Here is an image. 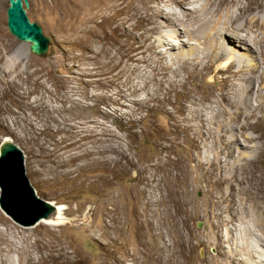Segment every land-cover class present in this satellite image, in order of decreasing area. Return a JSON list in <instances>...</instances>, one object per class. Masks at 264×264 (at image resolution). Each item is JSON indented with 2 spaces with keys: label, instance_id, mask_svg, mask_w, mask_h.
Here are the masks:
<instances>
[{
  "label": "rangeland",
  "instance_id": "374dc122",
  "mask_svg": "<svg viewBox=\"0 0 264 264\" xmlns=\"http://www.w3.org/2000/svg\"><path fill=\"white\" fill-rule=\"evenodd\" d=\"M126 1L117 0L113 7V0H28L25 7L22 0L29 20L49 37L47 51L38 55L9 31V3L0 0L1 53L19 62L13 72L15 85L6 83L0 74V144L10 137L23 153L25 174L37 194L65 207L57 224L38 221L23 226L1 208L0 214L24 230L28 239L18 233L16 242L31 244L30 251L42 257L38 264H153L155 253L177 250L184 252L175 264L224 261L223 255L218 256L219 238L214 230L220 232L227 221L225 212L217 216L224 203L216 201L228 192V180L220 183L218 178H224L215 171L216 182L211 183L206 170L193 169L192 181L184 178L181 162L191 168L190 155L209 158L212 143L194 145L193 130L183 119L187 111L178 106L183 93L179 83L172 87L165 81L162 88L156 81L148 83L146 74L153 71L143 55L132 50L129 59L124 54L129 43H138L127 32L138 34L140 30L129 19L124 22L126 32L114 33L116 22L106 17L114 14L111 19L118 21L125 14L129 17L132 4L130 14L118 10ZM3 42L10 43L12 51L6 52ZM189 48H167L153 53L151 59L157 68L169 63L174 69L172 58ZM226 75L225 68L213 66L205 79L192 78L187 84L207 91L221 86ZM166 96L171 100L162 101ZM248 131L261 136L256 149L251 144L240 148L244 145L240 139L233 156L220 157H226L228 167L236 163V177L253 174L264 186V120ZM240 149L248 156H239ZM165 154L172 159L175 178L174 191L167 189L169 212L159 222L146 221L143 213L149 210L138 191V166L160 161ZM107 156H130L135 165L121 174L104 161ZM30 163L40 171L38 176L32 175ZM233 183L235 190L244 185L237 180ZM197 221L202 225L197 226ZM226 244L222 249L228 253Z\"/></svg>",
  "mask_w": 264,
  "mask_h": 264
},
{
  "label": "bare ground",
  "instance_id": "6f19581e",
  "mask_svg": "<svg viewBox=\"0 0 264 264\" xmlns=\"http://www.w3.org/2000/svg\"><path fill=\"white\" fill-rule=\"evenodd\" d=\"M131 4L133 12L130 14ZM117 5V0H113L112 6ZM118 10L129 11L130 16L125 17V14L121 21H118L117 17L111 19L114 14L107 16L108 22H116L112 32L117 34L122 30L126 32L124 22L129 19H134L135 28L140 30L138 34L127 32L138 43H129L124 54L129 59L133 57L131 52L138 51L143 55V59L153 71V74L152 72L146 74L145 81L148 80V83L156 81L160 88L165 81L168 84L170 82L172 87H176L177 82L179 83L183 93H180L182 98L178 106L181 111H187L183 119L193 130L191 138L194 139V145L206 141L212 143L209 158L190 155V160L194 162L191 168L181 162L180 167L185 172L184 178L192 181L193 169L196 172L206 170L208 176H212L209 179L211 183L216 182L213 175L215 171L224 178L222 180L218 178L220 183L228 180L226 195H220L219 199L215 197L218 199L215 200L216 204L224 203L219 208L217 216H221L223 212L225 215L228 214L221 231L214 230L219 238L218 256L223 255L225 260L210 259L207 264H264V186L260 185L258 178L253 174L249 177H236L234 173L236 163L228 167L229 162L226 163V157H220L233 156L234 145L239 143L240 139L244 144L240 148L251 144L250 147L254 149L258 146L257 139H261L260 135H254L248 130L255 129V124L264 120V0H127ZM176 39L180 41L176 43L174 41ZM2 44L6 52L12 51L13 46L10 43ZM133 45L136 47H132ZM185 45H189V50L186 53L181 52L171 60V64L176 65V68L171 69L172 65L169 63L161 64L159 68L157 64H153L151 59L153 53L163 52L164 49L168 50L167 48L172 51L175 48L184 50ZM1 52L0 49V74L6 83L9 81L10 85H15L16 76L13 78V72L19 62L13 61ZM213 66L218 70L225 68L227 71V75L220 82L221 86L207 88V91L189 88L187 83L190 79H205ZM156 74L159 77H156ZM1 96L2 89H0ZM169 100L171 99L167 96L162 99V101ZM0 111L2 112L1 108ZM255 115H257L256 121L253 120ZM237 126L240 128L237 129ZM8 139L11 138L5 137V140ZM238 152L239 156H248L244 153V149ZM123 157L125 161L122 160ZM104 161L109 167L116 166L114 170L121 174H127L128 167L135 165L130 156H107ZM172 165V159L165 154L161 156L160 161L138 166L140 173L138 191L144 208L149 210L143 213L146 221L159 222L161 219L164 220L169 212L171 200L167 189L170 193L175 189ZM30 168L32 175L38 176L40 173L38 168L34 166L32 168L31 163ZM230 179L237 180L240 184L243 182L244 185L238 187L235 185L237 187L235 190L232 188L234 183ZM54 204L57 206V214L40 221L48 224L61 222L65 207L62 204ZM22 232L24 230L20 231L17 225L11 223L9 216L0 214V264H38L41 261L42 257L30 251L31 244L26 242L23 246L16 242L18 233L22 238L28 239V236ZM232 240L237 246L231 243ZM225 242L229 247L228 253L222 249ZM183 252L160 251L151 256V260L153 264H175Z\"/></svg>",
  "mask_w": 264,
  "mask_h": 264
},
{
  "label": "water",
  "instance_id": "95a60500",
  "mask_svg": "<svg viewBox=\"0 0 264 264\" xmlns=\"http://www.w3.org/2000/svg\"><path fill=\"white\" fill-rule=\"evenodd\" d=\"M6 25L19 40L27 42L34 54H43L48 49L49 37L41 26L30 21L22 0H7ZM28 7V0H23ZM0 207L16 222L31 226L42 219L57 214V206L40 197L25 174L23 153L10 139L0 144ZM202 222L197 221V226Z\"/></svg>",
  "mask_w": 264,
  "mask_h": 264
}]
</instances>
